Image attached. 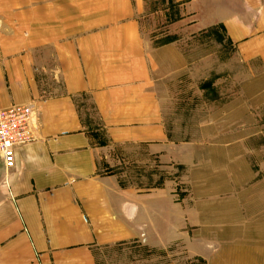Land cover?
Returning a JSON list of instances; mask_svg holds the SVG:
<instances>
[{
	"label": "crops",
	"instance_id": "obj_1",
	"mask_svg": "<svg viewBox=\"0 0 264 264\" xmlns=\"http://www.w3.org/2000/svg\"><path fill=\"white\" fill-rule=\"evenodd\" d=\"M214 28L231 49L230 80L264 112V0H0V108L30 104L37 116L14 167L0 157V264H95L96 250L130 241L163 252L189 242L197 264H264V170L177 201L171 185L142 191L103 172L116 145L171 161L160 67L189 70L175 33ZM223 129L220 145L238 142Z\"/></svg>",
	"mask_w": 264,
	"mask_h": 264
},
{
	"label": "rangeland",
	"instance_id": "obj_2",
	"mask_svg": "<svg viewBox=\"0 0 264 264\" xmlns=\"http://www.w3.org/2000/svg\"><path fill=\"white\" fill-rule=\"evenodd\" d=\"M175 36L185 44L176 52L190 57V69L180 71L176 65L175 75L167 77V73L162 75L160 67L161 77L156 86L164 105L161 113L164 126L176 141L171 146V161L152 154L146 144L116 145L106 153L111 159L103 172L116 175V183L121 186L142 191L171 185L175 188L176 201L189 191L195 194L200 187L215 191L231 185L246 186L253 179H261L262 176L255 178L253 174L264 170L260 127L264 112L257 103L258 98H255V108H250L248 98L240 95L246 88L245 82L230 80L227 61L231 49L226 45L224 32L214 28L185 36L179 32ZM163 40L165 37L160 38ZM235 71L239 73L242 68ZM254 84L257 89L258 83ZM234 92L237 94L232 95ZM253 122L255 128H249L248 124ZM225 124L227 128H220ZM222 129L227 133L223 137L238 138V142L220 145L218 137ZM254 133L260 136L258 142L252 138ZM183 139L190 144L179 146L177 141ZM231 152L236 154L231 156ZM188 243L176 241L163 252L152 248L149 241H130L100 248L95 251L94 259L95 264H197L184 253Z\"/></svg>",
	"mask_w": 264,
	"mask_h": 264
},
{
	"label": "built area",
	"instance_id": "obj_3",
	"mask_svg": "<svg viewBox=\"0 0 264 264\" xmlns=\"http://www.w3.org/2000/svg\"><path fill=\"white\" fill-rule=\"evenodd\" d=\"M37 116L32 105L0 108V157L5 169L15 164V149L36 140Z\"/></svg>",
	"mask_w": 264,
	"mask_h": 264
}]
</instances>
